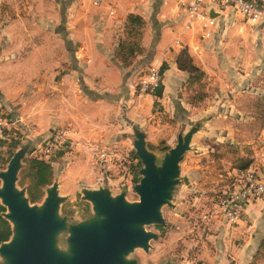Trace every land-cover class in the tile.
<instances>
[{"label": "crops", "instance_id": "0c3cea01", "mask_svg": "<svg viewBox=\"0 0 264 264\" xmlns=\"http://www.w3.org/2000/svg\"><path fill=\"white\" fill-rule=\"evenodd\" d=\"M192 1L0 0V106L11 121L0 138L13 144V151L27 142L39 148L55 130L66 129L68 151L52 163L62 194L79 184L103 183L128 195L140 169L132 127L144 133L147 149L160 158L180 131L200 122L180 165V176L189 183L182 185L192 198L183 207L192 202L195 214L211 208L213 191L201 193L196 186L218 181H212L210 165L227 177L226 183L220 181L222 191L228 177L238 173L237 158L250 159L264 180V29L202 0L201 12L213 22L207 28L210 37L203 39L207 21L187 16ZM252 1L264 6V0ZM130 15L144 22L143 54L123 68L115 54ZM183 50L203 73L200 84L178 70ZM152 66L161 70V85L153 95L137 98V82ZM89 146L125 152L127 180L106 168ZM183 217L184 227L173 236L181 240L187 234L182 244L195 248L191 261L264 264V199L248 203L234 225L215 216L202 229L195 216Z\"/></svg>", "mask_w": 264, "mask_h": 264}, {"label": "water", "instance_id": "95a60500", "mask_svg": "<svg viewBox=\"0 0 264 264\" xmlns=\"http://www.w3.org/2000/svg\"><path fill=\"white\" fill-rule=\"evenodd\" d=\"M200 124L191 123L184 134L180 131L160 158L147 149L144 133L133 126L132 148L140 162L139 180L132 188L137 200H127L124 188L119 193L107 185L81 189L91 215L76 223L60 214L65 197L57 182L43 187L40 204L31 203L27 191L17 187L22 162L32 148L30 142L21 144L0 171V216L11 230L8 241L0 244V264H137L129 255L136 249L147 253L151 241L158 239L146 227L164 226L162 209L172 207L181 184L189 185L180 176V165Z\"/></svg>", "mask_w": 264, "mask_h": 264}, {"label": "built area", "instance_id": "2783aa9c", "mask_svg": "<svg viewBox=\"0 0 264 264\" xmlns=\"http://www.w3.org/2000/svg\"><path fill=\"white\" fill-rule=\"evenodd\" d=\"M220 10L231 9L242 16V18L258 25L264 29V6L252 0H212ZM202 0H193L187 9V16L190 21L204 19L207 23L203 26L201 35L203 39H208L210 33L207 31L213 22L208 19L205 13L201 12ZM162 74L157 66L149 67L136 89V97L142 98L147 95H153L161 85ZM11 121L7 113L0 106V131H6L10 128ZM70 132L66 129H58L52 134L51 138L38 149L37 156L43 158L49 163L59 158L68 151ZM92 155L97 159L108 164L106 167H115L121 173L123 181L129 177L130 165L129 157L117 148H106L99 146L87 147ZM36 156V157H37ZM232 180L231 186H226L222 194L216 197L211 208L196 213V224L202 229L210 225L215 216H220L230 225L239 221L241 215L248 203H253L264 199V180L258 175L257 168H248L239 171Z\"/></svg>", "mask_w": 264, "mask_h": 264}, {"label": "rangeland", "instance_id": "374dc122", "mask_svg": "<svg viewBox=\"0 0 264 264\" xmlns=\"http://www.w3.org/2000/svg\"><path fill=\"white\" fill-rule=\"evenodd\" d=\"M140 81L138 80L136 89ZM135 89V94H136ZM43 145H40V147H36L35 145H32V148L30 152L27 154L25 159L22 162V167L18 173V181H17V187L19 189H25L27 191L28 185L30 183V180L25 178L26 168H27V161L28 159L37 156L38 149L42 148ZM3 148V147H2ZM19 148V147H17ZM15 151H13V144H6L4 145V149L1 151V154L4 156L3 158V164L4 167H2V170H5V167ZM38 157V156H37ZM39 158V157H38ZM214 160L217 159V156L213 158ZM216 162V161H214ZM211 167V177L212 181L217 179L216 183L209 182V181H201L197 186V191H201V193H209L213 191V201L216 200V197L222 194V182L226 183V180L223 177V175H220V170H217V166L215 164L210 165ZM110 167V166H109ZM202 167V166H201ZM107 168V167H106ZM112 169H116L115 167H110ZM185 168V165L183 166ZM117 170V169H116ZM119 175L121 173L119 170H117ZM113 175V178L117 177L114 176V173H111ZM218 174L220 175L218 177ZM218 177V178H217ZM223 180L222 182H220ZM57 182V180L52 179L51 183ZM101 185H104L101 183ZM223 185V184H222ZM97 189L98 187H86L82 184L76 185L74 188H72L71 192H68L66 194H62L60 186H59V194L61 196L65 197V201L61 205L60 208V214L67 217L70 223H76L80 222L82 220H85L90 217L91 211L89 203L84 201L82 199L81 189ZM179 193L177 194L175 200L172 202V207H164L162 209V215L165 221L164 226H149L146 227L148 231L154 232L158 235V239L156 241H151V249L146 253L141 249H136L131 255H129V259L135 260L137 264H164V263H170V264H198L196 261H191V252L194 251V247H186L185 244H182V241L186 239V235L182 237L181 240H177L175 236H173V233L178 232L177 228H181V226L184 227L183 223V216L189 215L191 217L195 216V213L193 212V208H189L191 205H188L186 207H183L182 202L184 201H190L191 194L186 191V187L182 184L179 186ZM217 195V196H216ZM44 197V191H42L41 198L39 201L35 204H40L42 201V198ZM127 200L129 201H136L137 197L133 192L129 193L127 195ZM192 207V206H191ZM189 209V210H188ZM180 212L176 214L175 212ZM188 213V214H187ZM183 215V216H181ZM186 226V225H185ZM186 229V228H185ZM64 236L60 238L59 246L61 248H64Z\"/></svg>", "mask_w": 264, "mask_h": 264}, {"label": "trees", "instance_id": "16d2710c", "mask_svg": "<svg viewBox=\"0 0 264 264\" xmlns=\"http://www.w3.org/2000/svg\"><path fill=\"white\" fill-rule=\"evenodd\" d=\"M143 28L144 22L140 17L130 15L126 19L124 26L125 39L120 42L115 54V57L123 68H129L134 59L138 55L143 54V48L140 45ZM176 64L178 70L189 74L195 82L200 84L199 82L203 78V73L192 64V60L186 50L181 51ZM204 97V94L199 93L197 100H202ZM6 144L7 142L0 138V148ZM251 164L252 161L250 159L237 158L233 163V168L239 172L252 168ZM24 177L30 180L27 189L29 200L31 203H36L41 198L43 187L50 185L53 179V165L43 158L32 157L27 161ZM227 185H232L231 179L228 180ZM2 212H4V209L0 206V214ZM10 236V226L0 216V244L8 241Z\"/></svg>", "mask_w": 264, "mask_h": 264}]
</instances>
